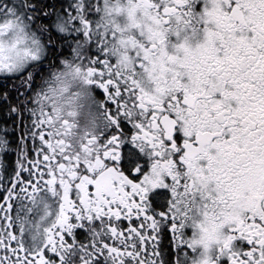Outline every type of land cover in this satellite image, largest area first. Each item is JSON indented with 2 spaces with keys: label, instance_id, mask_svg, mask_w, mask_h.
<instances>
[{
  "label": "snow or ice",
  "instance_id": "obj_1",
  "mask_svg": "<svg viewBox=\"0 0 264 264\" xmlns=\"http://www.w3.org/2000/svg\"><path fill=\"white\" fill-rule=\"evenodd\" d=\"M0 264H264V0H0Z\"/></svg>",
  "mask_w": 264,
  "mask_h": 264
}]
</instances>
